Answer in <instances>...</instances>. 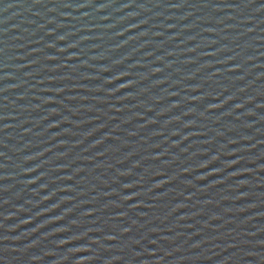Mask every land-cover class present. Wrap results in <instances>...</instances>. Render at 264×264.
<instances>
[{
	"label": "water",
	"instance_id": "1",
	"mask_svg": "<svg viewBox=\"0 0 264 264\" xmlns=\"http://www.w3.org/2000/svg\"><path fill=\"white\" fill-rule=\"evenodd\" d=\"M0 264H264V0H0Z\"/></svg>",
	"mask_w": 264,
	"mask_h": 264
}]
</instances>
